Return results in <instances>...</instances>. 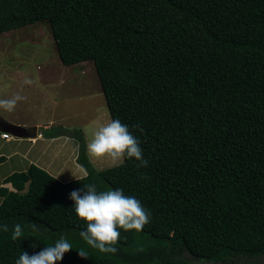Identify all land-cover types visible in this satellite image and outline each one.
I'll return each instance as SVG.
<instances>
[{"label": "trees", "instance_id": "16d2710c", "mask_svg": "<svg viewBox=\"0 0 264 264\" xmlns=\"http://www.w3.org/2000/svg\"><path fill=\"white\" fill-rule=\"evenodd\" d=\"M38 21L63 65L93 62L110 118L128 125L148 166L126 158L98 171L79 131L45 128L77 140L88 175L60 181L29 164L5 179L0 264L61 236L73 248L56 264H191L185 254L245 264L264 254V0H0V33ZM87 184L123 189L150 214L142 231L120 230L116 253L79 235L86 223L68 197Z\"/></svg>", "mask_w": 264, "mask_h": 264}, {"label": "rangeland", "instance_id": "374dc122", "mask_svg": "<svg viewBox=\"0 0 264 264\" xmlns=\"http://www.w3.org/2000/svg\"><path fill=\"white\" fill-rule=\"evenodd\" d=\"M26 78L33 81L32 85L23 84ZM17 92L26 96L27 100L18 102L11 113L0 110L2 118L22 127H33L37 124L38 132H44L45 128H50L53 132L59 127L79 131L85 146L86 131L96 123L110 118L93 62L86 60L63 65L46 21L0 33V98H10ZM42 125L47 126L43 128ZM9 134L11 138H18ZM2 142L0 139V144ZM69 150V147L61 148L59 155L52 158V163L55 166L62 164L64 158L68 157ZM87 157L96 169L111 167L107 162L93 161L88 155ZM64 163H67L65 170L70 174H58L56 177L60 181L74 179V176L79 177L85 172L76 162L74 168L77 169L73 172L70 158ZM246 257L249 256H244L245 260ZM184 258L191 264L221 262L194 259L188 254H185ZM240 259L242 260L238 259L236 263L225 264L246 262L243 257ZM250 260L255 261L248 260L245 264H264V254L250 256Z\"/></svg>", "mask_w": 264, "mask_h": 264}, {"label": "clouds", "instance_id": "9594fccd", "mask_svg": "<svg viewBox=\"0 0 264 264\" xmlns=\"http://www.w3.org/2000/svg\"><path fill=\"white\" fill-rule=\"evenodd\" d=\"M31 79H25L24 85H32ZM27 97L20 92L14 93L10 98H0V110L11 113L17 103L26 101ZM139 125H133L138 128ZM5 132V131H2ZM87 155L93 161L107 162L111 167L121 166L125 159L135 158L139 163L137 169L146 168L148 160L144 159L140 141L129 131L128 125L118 119L108 118L96 123L86 131ZM98 171L104 169L98 168ZM88 173L74 178L78 181L86 179ZM57 178V177H55ZM54 178V179H55ZM141 179H147L141 175ZM73 201L72 207L78 218L86 223V228L80 231V237L87 245L101 253H116V245L120 241L121 232L135 230L142 231L150 223V214L141 201L135 196L125 195L123 189H108L97 191L94 184L83 185L74 189L69 197ZM29 227L32 231H39V227L32 222ZM0 230L9 231L8 225H0ZM23 235L22 226L17 223L12 229V239L17 240ZM73 245L61 236L53 245H49L29 255L22 251L15 264H56L63 259V255L70 251ZM79 256L88 257L85 249L78 251Z\"/></svg>", "mask_w": 264, "mask_h": 264}, {"label": "crops", "instance_id": "0c3cea01", "mask_svg": "<svg viewBox=\"0 0 264 264\" xmlns=\"http://www.w3.org/2000/svg\"><path fill=\"white\" fill-rule=\"evenodd\" d=\"M37 126L39 125H35L36 130L32 135L18 136L17 139H3L0 137L3 141L0 144V155L5 156V160L0 164V188H11L10 183H5V179L13 172L26 170L29 164H35L55 177L58 174L67 172L65 169L67 168L68 162H64L69 158L73 163V172L77 169L74 168L76 166L75 162L78 152L77 140L65 135H57L54 137L44 136L38 132ZM42 126L44 128L47 125ZM66 147L70 148L68 157L64 158L62 164L55 166L52 163V158L56 157L61 148L64 149Z\"/></svg>", "mask_w": 264, "mask_h": 264}, {"label": "water", "instance_id": "95a60500", "mask_svg": "<svg viewBox=\"0 0 264 264\" xmlns=\"http://www.w3.org/2000/svg\"><path fill=\"white\" fill-rule=\"evenodd\" d=\"M36 127H22L14 125L0 116V131L11 133L15 136H27L34 134Z\"/></svg>", "mask_w": 264, "mask_h": 264}, {"label": "built area", "instance_id": "2783aa9c", "mask_svg": "<svg viewBox=\"0 0 264 264\" xmlns=\"http://www.w3.org/2000/svg\"><path fill=\"white\" fill-rule=\"evenodd\" d=\"M0 137L3 139H11V135L8 132H1Z\"/></svg>", "mask_w": 264, "mask_h": 264}]
</instances>
